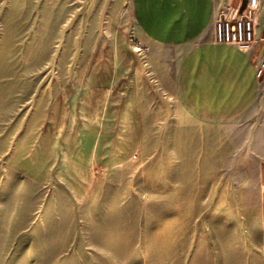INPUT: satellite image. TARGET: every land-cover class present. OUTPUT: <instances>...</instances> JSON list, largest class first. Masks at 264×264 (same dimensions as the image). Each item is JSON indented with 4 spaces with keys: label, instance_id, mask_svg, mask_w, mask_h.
I'll list each match as a JSON object with an SVG mask.
<instances>
[{
    "label": "rangeland",
    "instance_id": "rangeland-1",
    "mask_svg": "<svg viewBox=\"0 0 264 264\" xmlns=\"http://www.w3.org/2000/svg\"><path fill=\"white\" fill-rule=\"evenodd\" d=\"M132 3L0 0V264H263L255 167L206 165ZM249 54L264 128V0Z\"/></svg>",
    "mask_w": 264,
    "mask_h": 264
},
{
    "label": "crops",
    "instance_id": "crops-1",
    "mask_svg": "<svg viewBox=\"0 0 264 264\" xmlns=\"http://www.w3.org/2000/svg\"><path fill=\"white\" fill-rule=\"evenodd\" d=\"M219 7L218 0H133V37L150 56L154 81L166 79L168 61L153 56L175 54L178 63L171 89L181 114L202 129L199 152L206 165L231 166L243 158L244 166L255 167L256 232L264 264V128L248 125L260 116L261 81L249 53L214 43ZM155 113L150 108L151 122L157 119ZM169 119L166 110L165 124ZM245 121L248 124L242 126ZM179 125L181 129L187 126ZM239 136H244L243 143Z\"/></svg>",
    "mask_w": 264,
    "mask_h": 264
},
{
    "label": "built area",
    "instance_id": "built-area-1",
    "mask_svg": "<svg viewBox=\"0 0 264 264\" xmlns=\"http://www.w3.org/2000/svg\"><path fill=\"white\" fill-rule=\"evenodd\" d=\"M245 8L242 9L243 2ZM237 7L220 11L214 17V43L231 46L243 53H249L256 44V27L260 15L261 0H243ZM136 50L145 49L138 44Z\"/></svg>",
    "mask_w": 264,
    "mask_h": 264
},
{
    "label": "water",
    "instance_id": "water-1",
    "mask_svg": "<svg viewBox=\"0 0 264 264\" xmlns=\"http://www.w3.org/2000/svg\"><path fill=\"white\" fill-rule=\"evenodd\" d=\"M245 5H246V1L243 2V6H242V9L245 8Z\"/></svg>",
    "mask_w": 264,
    "mask_h": 264
}]
</instances>
